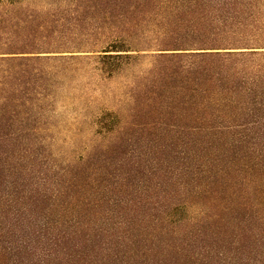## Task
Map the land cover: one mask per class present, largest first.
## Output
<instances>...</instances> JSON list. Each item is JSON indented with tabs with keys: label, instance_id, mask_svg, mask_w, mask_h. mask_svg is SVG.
Segmentation results:
<instances>
[{
	"label": "trees",
	"instance_id": "1",
	"mask_svg": "<svg viewBox=\"0 0 264 264\" xmlns=\"http://www.w3.org/2000/svg\"><path fill=\"white\" fill-rule=\"evenodd\" d=\"M0 264H264V0H0Z\"/></svg>",
	"mask_w": 264,
	"mask_h": 264
},
{
	"label": "rangeland",
	"instance_id": "2",
	"mask_svg": "<svg viewBox=\"0 0 264 264\" xmlns=\"http://www.w3.org/2000/svg\"><path fill=\"white\" fill-rule=\"evenodd\" d=\"M82 131L84 132V135L80 136H67L62 137L61 140H58L57 143L54 144V149L56 152H72L77 155L83 154L86 151L84 148L92 146V144H95L92 140H89L92 138L87 137V133L89 130L86 126H82ZM86 147V148H87Z\"/></svg>",
	"mask_w": 264,
	"mask_h": 264
}]
</instances>
